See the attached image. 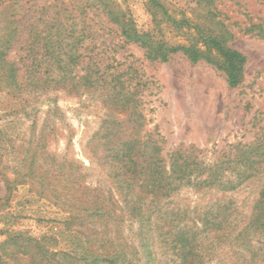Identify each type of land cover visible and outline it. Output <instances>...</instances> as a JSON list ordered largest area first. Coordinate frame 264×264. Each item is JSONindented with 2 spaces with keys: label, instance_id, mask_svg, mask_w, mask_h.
I'll return each mask as SVG.
<instances>
[{
  "label": "trees",
  "instance_id": "1",
  "mask_svg": "<svg viewBox=\"0 0 264 264\" xmlns=\"http://www.w3.org/2000/svg\"><path fill=\"white\" fill-rule=\"evenodd\" d=\"M217 1L197 0L195 14L201 20H192L176 19L161 3L150 0L183 40L177 45L140 30L134 18L115 9L111 0H101V5L125 42L138 45L149 61L166 63L182 54L192 64L206 62L224 73L234 89L245 79L247 58L230 46L234 34L221 19ZM252 29L264 38L261 26ZM17 37L16 30H7L5 44L0 45V91L19 100L27 94L87 93L110 111L91 138L89 150L93 166L117 199L111 190L106 195L88 186L83 164L48 151L53 123L44 122L37 135L32 133L21 146L0 131V145L6 142L22 155L20 178L38 196L69 214V224L84 228L87 257L73 259L74 264H264V144L245 145L228 169L203 163L193 147L179 148L166 160L163 140L145 132L140 83L114 66L103 68L91 59L81 66L88 34L78 37L62 28L44 37L38 34L33 40L43 44L23 49L21 66L9 60ZM51 112L47 120L60 113ZM115 113L126 118L121 120ZM14 183H8L9 188ZM185 189L212 198L192 206L179 199ZM246 189L250 195L243 197ZM128 223L138 226L133 246L125 239ZM7 236L1 253L17 264H60L42 245L53 238Z\"/></svg>",
  "mask_w": 264,
  "mask_h": 264
},
{
  "label": "rangeland",
  "instance_id": "2",
  "mask_svg": "<svg viewBox=\"0 0 264 264\" xmlns=\"http://www.w3.org/2000/svg\"><path fill=\"white\" fill-rule=\"evenodd\" d=\"M111 1L115 9L132 16L140 30L153 32L171 45L183 42L164 20L163 11L153 7L150 0ZM156 1L176 19H200L195 14L197 0ZM217 5L221 19L234 34L230 46L247 58L245 79L234 89L229 87L224 73L206 62L192 64L182 54L174 55L166 63L149 61L143 49L121 37L120 28L108 20L101 0H0V45L5 44L7 30H16L18 37L11 44L14 50L9 60L21 66L25 64L22 50L43 44L33 40L38 34L44 37L59 28L74 31L78 37L88 34L90 38L81 50V66L91 59L103 68L114 66L128 74L126 78L140 83L145 132L163 140L164 159L168 160L179 148L193 147L203 163L228 169L245 145L264 144V38L252 29L258 25L264 30V2L218 0ZM53 109L60 113L47 120ZM109 112L96 96L87 93L27 94L19 100L0 91V131L15 145L29 141L32 133L37 135L44 122L53 123L55 133L49 140L48 151L83 164L88 186L100 188L106 195L111 190L114 195L115 191L93 166L89 150L91 138L101 130ZM115 116L126 118L120 113ZM33 123H37L36 129ZM21 157V153L11 150L10 144L0 145V264H17V260L1 253V246L11 233L37 241L53 238L54 241H44L42 245L55 254L60 264L84 260V228L69 224V214L38 196L36 189L20 178ZM14 181L9 188L8 183ZM250 192L246 189L243 197ZM211 198L185 189L179 199L195 206L208 203ZM137 231L136 224L126 225L125 239L131 246Z\"/></svg>",
  "mask_w": 264,
  "mask_h": 264
}]
</instances>
